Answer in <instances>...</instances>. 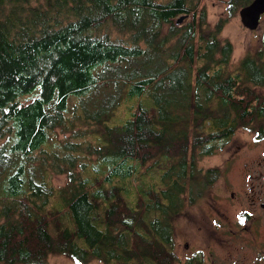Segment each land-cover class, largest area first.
I'll return each instance as SVG.
<instances>
[{
  "label": "trees",
  "instance_id": "trees-1",
  "mask_svg": "<svg viewBox=\"0 0 264 264\" xmlns=\"http://www.w3.org/2000/svg\"><path fill=\"white\" fill-rule=\"evenodd\" d=\"M200 4L0 0V264L176 261L172 217L219 177L199 162L264 116V33L223 69L233 45ZM73 119L94 127L61 141Z\"/></svg>",
  "mask_w": 264,
  "mask_h": 264
},
{
  "label": "rangeland",
  "instance_id": "rangeland-1",
  "mask_svg": "<svg viewBox=\"0 0 264 264\" xmlns=\"http://www.w3.org/2000/svg\"><path fill=\"white\" fill-rule=\"evenodd\" d=\"M200 7L206 9V21L211 27L219 22L223 23L221 38L230 41L233 45V52L228 60L231 67L223 69L233 72L236 62L247 54H256L261 48L264 15L261 18L260 26L251 31L242 24L240 10L235 15L229 13L226 0H201ZM188 20H191V17L180 24H186ZM180 24L178 26H181ZM253 92L256 96H264V90L263 94L257 93V88L256 92ZM138 102L137 98L126 100L120 109L119 120L130 116ZM72 123L75 124V127H71L69 132L62 129L56 130V135L61 141L81 133H88L94 127L93 124L86 121L73 119ZM262 125H264V119L256 116L237 131L225 148L219 149L215 154L205 156L199 162L200 167L218 168L222 173L220 178L206 190L202 200L189 206L184 215L177 216L174 253L181 263L187 261L188 256L193 252L201 251L202 261H197L195 264H264V253L252 244L254 242L252 236L246 234L247 238H241L233 234V231L238 230L239 226L251 223V221L243 219L244 211L250 209L248 207L250 198L242 193L243 179L247 173H250L253 178V175L261 171L264 172V141L261 142L254 138V134L259 131ZM237 151L241 152L237 156V164H233L229 161ZM245 160L254 162L255 166L244 173L240 165ZM259 160L263 161V166L260 168L257 167ZM261 177H264V174ZM53 180L57 188L64 187L68 181L67 174L57 175L54 173ZM228 188L237 191L240 195L239 199L229 202L225 197ZM136 190L135 187L134 191ZM62 210L65 209L62 208ZM262 225V223L254 222L250 226V230L253 234L259 233ZM262 234L264 235V228ZM263 238V236H259L257 240H263ZM47 258L56 264H106L103 260L93 258L87 261L76 260L59 252H54Z\"/></svg>",
  "mask_w": 264,
  "mask_h": 264
},
{
  "label": "flooded vegetation",
  "instance_id": "flooded-vegetation-1",
  "mask_svg": "<svg viewBox=\"0 0 264 264\" xmlns=\"http://www.w3.org/2000/svg\"><path fill=\"white\" fill-rule=\"evenodd\" d=\"M260 118L264 119V116L260 117ZM237 131L233 134L231 139L236 135ZM254 135H255L254 138L256 140L263 142L264 141V125H262L261 128L259 129V131H257ZM231 139H230V141H231ZM230 141H229V143H230ZM240 152L241 151H237L236 153H234L233 157L230 159L229 162H231L233 164H237V156L240 154ZM263 156H264V152H263ZM240 166L244 170V173H245V172H248V170L252 166H255V165H254V162H250L249 160H245L241 163ZM261 166H263V161L259 160V162L257 163V167L260 168ZM215 169H218V168H215ZM221 173H222V171L220 170L219 171V177L214 182H216L220 178ZM263 174H264V172L261 171L260 173L253 175V178H251L252 175L250 173H247L246 174L247 176L243 179L244 184H243L242 193H244V195L246 197L250 198L249 205H248V207L250 209L244 211L243 219L249 220V221H251V223L250 224L245 223L243 226L242 225L239 226V229L234 230L233 234L238 235L241 238H247L246 234H249L250 236H252V239L254 241L252 244L254 246H256L257 248L261 249L264 253V238H263V240H257V237H259V236L264 237V235L262 234V229L264 228V199L262 200V198H264V177H261ZM247 186H251V187L248 188ZM239 196L240 195L238 194L237 191L231 190L229 188L227 189V192L225 194V197L229 202L239 199ZM185 212L186 211H183L179 215H181V214L184 215ZM177 220H178L177 216L172 217L174 236H173L172 242L170 243V247L172 245L173 252H175L174 243H175L176 234H177V231H176V221ZM254 222H257L258 224H260V223L263 224L259 233L253 234L252 231L250 230V226L253 225ZM201 253H202L201 251L193 252L191 255L188 256L187 261L185 260L183 263H181L180 259L175 254L176 255V258H175L176 261L173 264H195L197 261L201 262L202 261V254ZM81 261H85V260H81ZM13 264H56V263H52L50 258H46L42 261L20 260L16 263H13Z\"/></svg>",
  "mask_w": 264,
  "mask_h": 264
},
{
  "label": "water",
  "instance_id": "water-1",
  "mask_svg": "<svg viewBox=\"0 0 264 264\" xmlns=\"http://www.w3.org/2000/svg\"><path fill=\"white\" fill-rule=\"evenodd\" d=\"M264 14V0H252L249 4L243 6L240 11V19L244 27L253 31L256 30L261 23ZM187 15L181 16L177 23H181Z\"/></svg>",
  "mask_w": 264,
  "mask_h": 264
}]
</instances>
